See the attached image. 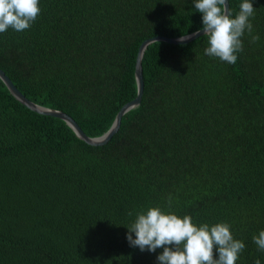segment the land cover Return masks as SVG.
<instances>
[{
    "label": "trees",
    "instance_id": "trees-1",
    "mask_svg": "<svg viewBox=\"0 0 264 264\" xmlns=\"http://www.w3.org/2000/svg\"><path fill=\"white\" fill-rule=\"evenodd\" d=\"M229 2L234 18L243 0ZM252 2L260 39L245 32L235 64L205 55L206 36L151 44L142 104L104 146L31 111L0 79V264H158L163 249L131 247L125 227L154 206L196 224L227 222L245 243L236 264H264L253 241L264 230V0ZM39 6L31 28L0 33V69L92 138L137 97L142 43L203 27L193 0Z\"/></svg>",
    "mask_w": 264,
    "mask_h": 264
},
{
    "label": "clouds",
    "instance_id": "clouds-1",
    "mask_svg": "<svg viewBox=\"0 0 264 264\" xmlns=\"http://www.w3.org/2000/svg\"><path fill=\"white\" fill-rule=\"evenodd\" d=\"M193 3L195 10L202 14V31L208 44L205 55L235 64L237 54L244 50L245 32L251 36L252 43L259 41L258 35H251V18L256 9L252 0H243L234 18L227 0H193ZM39 5L40 0H0V33L10 28L17 32L31 28L41 14ZM168 203L171 205V197ZM125 227L131 247L152 253L163 249L157 256L158 264H236L245 249V243L234 238L227 222L196 224L190 215L181 217L159 206L137 212L134 221ZM253 241L264 252V230L254 235ZM254 264H261V260L255 259Z\"/></svg>",
    "mask_w": 264,
    "mask_h": 264
},
{
    "label": "water",
    "instance_id": "water-1",
    "mask_svg": "<svg viewBox=\"0 0 264 264\" xmlns=\"http://www.w3.org/2000/svg\"><path fill=\"white\" fill-rule=\"evenodd\" d=\"M228 3V8L230 10V2L227 0ZM204 33L201 30L199 33L195 32L193 34L183 36V37H178V38H167V37H153L151 39H148L142 43V45L139 48L138 51V56H137V61H136V80H137V85H138V95L137 97L123 106V108L119 111L112 127L110 130L105 133L101 137H96L92 138L89 137L83 129L79 126V124L68 114L59 111V110H54L51 108L43 107L35 102L31 101L28 99L13 83V81L9 78V76L6 75V73L0 69V79L4 82L12 96L19 101L22 105L30 109L31 111L40 114V115H45V116H50V117H55L63 120L76 134V136L85 142L86 144L90 146H104L108 144L112 138L119 132L121 125H122V120L123 117L129 113L131 110H134L138 108L142 104L143 100V95H144V90H145V81H144V70H143V60L145 56V52L147 51L148 47L156 42H166L169 44H176V45H186L194 40L198 39L199 37L203 36Z\"/></svg>",
    "mask_w": 264,
    "mask_h": 264
}]
</instances>
